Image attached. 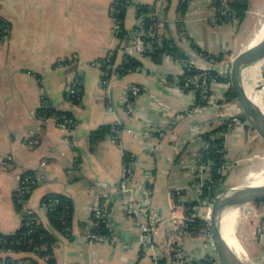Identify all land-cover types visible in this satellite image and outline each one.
<instances>
[{"label": "crops", "instance_id": "1", "mask_svg": "<svg viewBox=\"0 0 264 264\" xmlns=\"http://www.w3.org/2000/svg\"><path fill=\"white\" fill-rule=\"evenodd\" d=\"M136 1L153 6L151 14L156 23H164V36L174 38L188 56H197L194 44L222 55L216 65L222 74L228 72L229 61L250 44L264 16V0H248L243 18L219 23L211 22L214 0H186L185 4L182 0ZM111 4L112 0H0V16L10 26L8 39L0 43V231H16L23 222V209L33 210L56 238L54 264H171L168 239L175 223L170 219L159 223L153 243L148 244L139 227L125 215L128 195L119 191V184L126 153L136 155L134 183H148L157 210L168 218L175 204L181 214L185 208L174 190L185 189L194 180L201 134L221 124L219 111L232 116L241 114L240 108L236 98L225 100L231 82L220 80L212 89L210 103L197 114H186L194 93L177 84L184 63L168 54L156 62L150 54L133 50L130 55L139 60V69L112 73L104 85L102 65L92 61L113 49L114 66L122 64L123 47L138 18L136 5L128 6L125 36L115 38ZM74 57L83 63H73ZM78 78L81 99L70 103L67 88ZM136 83L144 92L130 113L126 100L129 86ZM44 99L71 111L75 125L65 131L52 116L42 114ZM115 123L131 128L122 132L120 142L109 134L92 140L95 130ZM254 132L246 124H234L226 132L228 167L220 189L240 185V179L244 181L255 166V155L263 153L264 140L257 132L255 139ZM29 171L42 177L29 190L20 210L17 192L22 176ZM50 193L71 198V235L50 223L48 209L42 205ZM111 200L108 214L118 238L87 244L84 234L91 227L95 207L102 202L107 207ZM205 205V200L195 205L202 215ZM257 212L260 214L251 219L242 218L236 228L240 242V235L248 241L247 246L242 243L247 250L245 264H264V208ZM258 225L262 234L255 237ZM185 247L194 257L214 250L205 232L187 237ZM25 256L49 264L33 254Z\"/></svg>", "mask_w": 264, "mask_h": 264}, {"label": "built area", "instance_id": "2", "mask_svg": "<svg viewBox=\"0 0 264 264\" xmlns=\"http://www.w3.org/2000/svg\"><path fill=\"white\" fill-rule=\"evenodd\" d=\"M184 1L185 0H182V2ZM119 3L120 0H112L111 4V15L113 18L112 31L113 36L118 39L120 38V33L122 30L121 20L118 19L116 16L117 12L120 11V8H118ZM122 5L125 7H128L130 5H136V7L138 8L140 3H138L136 0H123ZM214 9L215 13L211 17V22L213 23H219L228 20H239L236 11H234L229 6L227 0H220L219 4H214ZM144 15L142 14L141 16H138L136 26L123 47V49H125L126 51V55L122 64H120L119 66H114V62L112 63V57L114 54L113 49H111L108 54L102 59L92 61L93 64L100 63L101 65H103L105 63H108L107 68L103 69L104 76L109 75L110 72L111 74H120L119 67L123 66V63L127 61V55H130L133 50L137 51L140 54L149 55L161 43V36L164 35L162 32L164 23L159 22L155 23L154 26L147 27ZM149 15H151V13ZM8 37L9 28L5 27L2 29L0 26V43L7 40ZM196 52L197 56L195 57H190V59H180L184 63V69L182 71V74L177 79V84L182 88L193 85L192 87H190V90L194 93V99L192 104L186 111V114L188 115H194L201 112L210 103V91L212 92L214 85L220 81L218 78L219 74L224 75L216 69V65L220 61L217 55H214L212 53L209 55H204L200 51ZM72 62L81 64L83 63V60L81 58L74 57ZM192 66L200 69V72L188 74L187 69H190V67ZM138 69L139 66L128 68V71H134ZM214 70H216L217 73L213 72ZM108 80V77L102 79L104 85L108 83ZM197 90L200 94L201 99H207V104H203L202 102L198 101ZM81 92V81L75 79L67 88L68 101L70 103H76V99L81 98ZM143 92L144 88L140 84L136 83L131 84L129 86L128 98L126 100V109L128 112H134L136 107V101L138 97L142 95ZM107 105L109 109H112L110 101ZM217 115H219L220 123H223L226 119L231 118L232 125L247 124L246 119L241 114L228 116L224 111H219ZM52 117L56 120L58 126L65 131L71 129L76 123V119L74 117H69L65 114L61 116L53 115ZM169 125L171 126V123ZM125 129L131 131V128H126L121 123L113 124V132L110 134L111 138L114 141L120 142L121 134ZM161 135H163V132L159 134V137H161ZM158 148L159 144L157 143L152 147V151L156 152ZM198 155L199 150L197 151L196 156L194 157V169H197L199 172L195 173L194 171V180L192 184L185 189L177 187L174 190V194L182 199V203L185 210L181 214H178L175 207L176 205L174 204L171 206V211L168 218L164 217L152 204L150 200L151 190L148 183L145 181H140L137 184L134 183L136 155L130 153L129 158L125 159L122 168L119 191H130V195L127 197L125 204V215L139 227L142 233V239H144L143 241H145L144 243H153L154 234L156 233L159 223L163 222L166 219H170L175 223V229L168 239V248L171 254V264H222L218 259L216 250H214L215 252H211L207 255L205 254L198 257H194L188 252L185 247V239L187 237L193 236L192 231L189 229V222L194 220L196 216H205V218L209 220L208 229L205 233L207 236H211L210 211L212 201L205 200L206 205L210 204L208 208L207 218L206 215L200 214L196 207H193L192 211H190V207L186 206V202L184 200L186 198L191 199L192 196H196L199 199L201 194L204 192V179L208 178L209 181L211 180L209 178L210 175L208 171L211 161L200 162ZM227 167L228 164L226 161L222 165L223 173H226ZM41 177L42 174L40 173H30L22 176L21 184L18 189L16 199L17 203L22 205V209L26 202L27 193L29 192L31 185L36 184L38 179H41ZM42 205L48 209L50 204L46 201H43ZM187 210H189V212H187ZM29 214H33V220L37 219V222L39 221V217L35 211L23 209V219ZM93 216L94 217L91 223V227L84 234V239L86 243L91 245L97 242L115 241L118 238V233L116 232V229L113 227L109 219L106 202H102L95 207ZM102 222L105 223V226L108 229L107 232H99L96 229ZM14 232L15 231H13L12 233ZM2 233L3 232L0 231V242L2 241ZM260 234H262V232H260ZM210 238L211 242L213 243L212 236ZM47 248L48 246L45 243L36 245L34 246V249L31 250L20 251H16L11 247L0 246V258H2V260H0V264L7 263V260H10L11 264H31L30 257H26L25 253L33 254L38 259L48 260L49 257H51L50 255L44 256L40 255V253L38 252L39 250H46ZM157 258L158 255L155 256L156 260ZM206 260L209 262L206 263ZM155 264H157V261Z\"/></svg>", "mask_w": 264, "mask_h": 264}, {"label": "trees", "instance_id": "3", "mask_svg": "<svg viewBox=\"0 0 264 264\" xmlns=\"http://www.w3.org/2000/svg\"><path fill=\"white\" fill-rule=\"evenodd\" d=\"M123 0H120V3L118 4V8H120V11L117 12V18L121 20L122 30L120 33V38L125 36V30H124V15L126 8L122 5ZM220 0H214V4H219ZM183 4L186 3V0L182 2ZM229 6L236 11L238 17L241 19L246 14V9L248 5V0H229L228 1ZM153 6H150L148 4H140L137 8L138 16H141L142 14L145 16V22L147 27L154 26L156 23V20L154 16L151 14V9ZM0 26L1 28H9V23L6 21L3 17L0 16ZM197 51L202 52L204 55H209L211 53L203 50L198 45L194 44ZM165 54H168L176 59H190V56L186 54V52L178 45L177 41L172 37L167 36H161V43L157 48H155L152 53L150 54L153 59L156 62H160ZM114 56L112 57V63L114 62ZM218 58L221 59L222 55H218ZM108 63H105L102 65V68H107ZM139 66V60L134 58L132 55H127V61L123 63L122 67H119L120 74L128 72V68H133ZM111 70V69H109ZM200 72V69L197 67H190V69H187L188 74H193ZM213 72L217 73L216 70ZM111 75V72L109 75H106L104 78H107ZM219 80L231 82L230 78V71L228 73L218 76ZM80 80L81 79H77ZM193 85L187 86L184 89L190 90V87ZM82 87V82H81ZM211 93V91H210ZM197 98L198 101L202 102L203 104H207V99H201L200 94L197 90ZM236 98V94L231 89L228 91L226 95L225 100H233ZM81 99V98H80ZM80 99H76V103L80 101ZM40 112L42 114H45L46 116H53V115H67L69 117H74L72 112L69 110H62L58 109L55 106L51 105V103L44 99V104L40 108ZM248 127H251L248 123L246 124ZM232 126V119L228 118L223 123L219 124L218 126L203 132L201 134L202 138V145L199 149V161L200 162H208L211 161L210 167H209V175H210V181L208 178H205V184H204V192L201 194L199 199L193 200V201H187L185 204L186 206L190 207V211H192L193 207L195 205L199 204L201 201H213L214 198L220 193V184L224 181L226 177V173L222 172V165L224 162L227 161L225 154V134ZM113 124H107L102 125L100 128L95 130L92 133V140L97 141L104 137L106 134H111L113 132L112 130ZM130 153H126L125 158H129ZM199 171L196 169L195 173H198ZM31 172L29 171L28 174ZM27 175V174H26ZM31 185V184H30ZM35 184H32L30 189ZM29 195V192L27 193V196ZM17 199V197H16ZM43 201L48 202L50 205L48 207V217L50 220V223L58 230H60L62 233L71 235V226H72V217H73V202L71 198L65 194L60 193H50L44 196ZM17 202V200H16ZM259 204L264 203V198L260 199L258 201ZM18 209H22L21 204H17ZM189 212V210H187ZM94 217V216H93ZM209 225V220H207L204 217L196 216L194 220L189 222V229L192 231L193 235H199L207 231ZM99 232H107L108 229L105 226V223L102 222L100 225L96 228ZM2 235V241L0 242V246H6L11 247L12 249L16 251L20 250H31L34 249V246L40 245L45 243L48 248L46 250H39L38 252L40 255H50L48 259L49 264H54V259L52 257V251L53 247L56 242V238L54 234L45 228L40 221L37 222V219L33 220V214H29L28 216H25L22 222V225L19 229H17L12 234H1ZM2 260V258H0ZM31 264H40L38 260L30 257ZM209 261L206 260V263ZM11 264L10 260H7V263L5 264Z\"/></svg>", "mask_w": 264, "mask_h": 264}, {"label": "water", "instance_id": "4", "mask_svg": "<svg viewBox=\"0 0 264 264\" xmlns=\"http://www.w3.org/2000/svg\"><path fill=\"white\" fill-rule=\"evenodd\" d=\"M258 62L262 63L261 69L264 78V37L256 43L249 44L233 58L230 68V78L241 115L264 140V112L247 93L242 81L244 68L255 65ZM123 194L129 196L130 191H125ZM263 198L264 184L254 185L247 182L219 193L212 201L210 211L211 236L218 259L222 264H245L235 255L223 237L221 220L224 212L231 208H245L247 204ZM112 200L107 206L108 212H110Z\"/></svg>", "mask_w": 264, "mask_h": 264}, {"label": "bare ground", "instance_id": "5", "mask_svg": "<svg viewBox=\"0 0 264 264\" xmlns=\"http://www.w3.org/2000/svg\"><path fill=\"white\" fill-rule=\"evenodd\" d=\"M263 37L264 19L254 37L251 39L250 44L258 42ZM261 65L262 63L258 62L255 65L245 67L242 72V81L247 93L264 112V78ZM246 179L249 180V183L254 185L264 184V167L256 171H250L247 174ZM248 210L249 209L245 208L244 212L247 213ZM241 214L242 208H231L226 210L222 216L221 229L226 243L232 248L235 255L240 260L244 261L247 250L242 245V242H240L236 234L237 223Z\"/></svg>", "mask_w": 264, "mask_h": 264}, {"label": "rangeland", "instance_id": "6", "mask_svg": "<svg viewBox=\"0 0 264 264\" xmlns=\"http://www.w3.org/2000/svg\"><path fill=\"white\" fill-rule=\"evenodd\" d=\"M263 19H264V16H263V18H262V21H263ZM262 21H261V22H262ZM260 25H261V23L259 24V27H260ZM259 27H258V29H259ZM258 29H257V30H258ZM253 37H254V36H253ZM230 60H231V59H230ZM231 61H232V60H231ZM231 61H229V65H230L229 69L231 68V63H232ZM228 71H229V70H228ZM253 135L255 136V139H257V138L259 137V136L257 135L256 132H254ZM261 145H262V147H264V146H263L264 143H263V144L261 143ZM255 161H256V163H255V166L253 167L252 171H256V170H259V169H261V168L264 167V151H263V153H261V154H256V155H255ZM244 182L247 183V182H249V180H248V179H244V181H242V179H240V181H239L238 184H240V183H241V184H244ZM223 190H224V191H223ZM226 190H227V189H225V187H224V188L220 189V193L225 192ZM205 206H206V207L204 208V215H206L207 218H208V208H209L210 204H207V205H205ZM245 208H246V209H249L247 213L244 212ZM245 208L242 207V214H241V216H240V218H239V220H238V223L241 222L242 218L251 219V218L255 215V213H256L257 211L262 210L264 207H263L262 204H259L258 202H252V203H250V204H247V205L245 206ZM259 214H260V212H259ZM238 223H237V226H238ZM261 227H262L261 225H258V229L254 232L255 237L257 236V234H260V231L262 230ZM250 231H251V229L248 228V232H250ZM238 233L240 234V231H238V230L236 229V234H237L238 239H239V235H238ZM210 237H211V236H210ZM240 238H241V242L243 243V245L247 246V242H248V241H247L242 235H240ZM239 240H240V239H239ZM213 247H214V245H213ZM213 249L215 250V248H213ZM214 250H213V252H215ZM246 257H247V255H246ZM246 257H245V258H246ZM246 260H247V259H246ZM246 260H244L243 262L245 263Z\"/></svg>", "mask_w": 264, "mask_h": 264}]
</instances>
